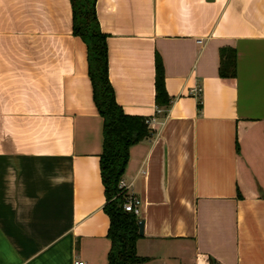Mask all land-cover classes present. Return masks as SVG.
I'll list each match as a JSON object with an SVG mask.
<instances>
[{
    "label": "crops",
    "instance_id": "crops-1",
    "mask_svg": "<svg viewBox=\"0 0 264 264\" xmlns=\"http://www.w3.org/2000/svg\"><path fill=\"white\" fill-rule=\"evenodd\" d=\"M96 14L116 102L156 117L121 179L142 264H264V0H96ZM102 127L69 0H0V264H108Z\"/></svg>",
    "mask_w": 264,
    "mask_h": 264
},
{
    "label": "trees",
    "instance_id": "trees-1",
    "mask_svg": "<svg viewBox=\"0 0 264 264\" xmlns=\"http://www.w3.org/2000/svg\"><path fill=\"white\" fill-rule=\"evenodd\" d=\"M72 14V33L86 46L87 72L91 82L93 102L103 119L102 151L99 169L104 187L103 212L109 225L107 237L110 248L108 264H142L146 260L136 252L140 221L123 204L127 193L119 187L129 160V149L135 143L152 137L155 131L147 124L148 117L126 114L115 100L108 75L107 35L100 29L96 14V0H69ZM155 104L166 111L170 97L165 88V71L162 58L155 54ZM218 74L229 80L236 76V53L231 47L219 50ZM197 106L201 101L197 96Z\"/></svg>",
    "mask_w": 264,
    "mask_h": 264
},
{
    "label": "built area",
    "instance_id": "built-area-1",
    "mask_svg": "<svg viewBox=\"0 0 264 264\" xmlns=\"http://www.w3.org/2000/svg\"><path fill=\"white\" fill-rule=\"evenodd\" d=\"M195 92H196L195 95L198 96L200 93V88L197 87ZM155 112H156L155 114H159L161 112V109L159 107H156ZM146 122L153 129L156 123V117L155 116H152L150 118L148 117ZM119 187L124 189V191L127 193L128 187L122 180L119 182ZM123 208L125 211L132 212L134 215L137 216L140 213V201L136 197L128 195L125 203L123 204ZM73 264H88V263L82 259H75L73 261Z\"/></svg>",
    "mask_w": 264,
    "mask_h": 264
},
{
    "label": "water",
    "instance_id": "water-1",
    "mask_svg": "<svg viewBox=\"0 0 264 264\" xmlns=\"http://www.w3.org/2000/svg\"><path fill=\"white\" fill-rule=\"evenodd\" d=\"M138 227H139V234L142 235L143 234V221L142 220L138 222Z\"/></svg>",
    "mask_w": 264,
    "mask_h": 264
}]
</instances>
